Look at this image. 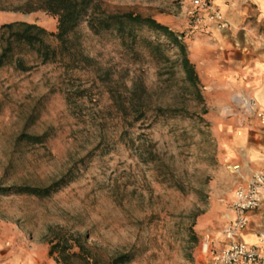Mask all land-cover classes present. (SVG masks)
Listing matches in <instances>:
<instances>
[{
  "label": "rangeland",
  "instance_id": "1",
  "mask_svg": "<svg viewBox=\"0 0 264 264\" xmlns=\"http://www.w3.org/2000/svg\"><path fill=\"white\" fill-rule=\"evenodd\" d=\"M27 1L0 0V25L26 22L55 32L51 15L24 12ZM97 1L107 12L153 18L181 37L187 51L191 38L209 31L191 0ZM139 33L155 37L148 30ZM77 34L90 59L78 68L43 65L26 53L30 71L0 69V186L44 187L101 139L102 148L111 150L78 165L76 178L50 197L0 195V238L34 243L48 255L49 229L60 227L86 236L104 260L128 255L125 264H209L203 239L220 241L231 218L238 184L232 141L251 126L250 119L240 128L232 98L226 103L209 99L202 83L199 103L183 88L181 73L165 74L167 69L145 50L134 59L114 35H95L85 22ZM176 53L175 48L166 52L171 60ZM135 82L144 85L151 107L183 108L191 118L149 115L128 128L112 97H126ZM83 89L85 96L78 98L75 91ZM226 107L237 115L224 114ZM124 130L131 139L126 143L118 138ZM45 133L43 144L22 138Z\"/></svg>",
  "mask_w": 264,
  "mask_h": 264
},
{
  "label": "trees",
  "instance_id": "2",
  "mask_svg": "<svg viewBox=\"0 0 264 264\" xmlns=\"http://www.w3.org/2000/svg\"><path fill=\"white\" fill-rule=\"evenodd\" d=\"M42 11L56 19L55 32H48L43 27L26 23L11 22L0 25V69L13 66L20 72H28L32 66L27 65L24 54L33 56L41 64L61 63L67 69L78 68L80 64L90 62L81 48L77 29L83 22L95 35L110 33L120 42L121 46L134 59L141 56L140 50L161 63V69L166 68L165 74L175 76L181 73L184 89L193 93L194 98L202 103L201 82L198 73L188 57L186 46L182 38L167 26L151 17H144L132 11L107 12L97 0H28L24 4V12ZM148 30L154 34V39L140 35L141 30ZM163 38L164 41H160ZM169 48L177 50L176 59L171 60L166 54ZM160 71V70H159ZM159 74H163L160 71ZM84 89L75 91L78 98L84 97ZM115 110L120 119L127 122L128 128L138 122L148 119H176L191 118L185 109L172 107H151L146 96V89L142 83H134L126 97H112ZM205 110L203 111V114ZM199 122L205 121L200 117ZM128 132L122 131L119 140L125 143ZM23 139L31 144H43L47 134L40 136L23 135ZM103 139L84 157L76 161L62 176L44 187L39 186H0V195H25L37 198H47L70 184L77 173V166H85L97 154L104 155L111 149L107 145L102 148ZM99 152V153H98ZM149 160L154 155L149 153ZM152 156V157H151ZM48 257L56 264H125L130 256L121 255L115 259L104 260L99 250L88 244L86 236L74 234L60 227L49 229L47 237Z\"/></svg>",
  "mask_w": 264,
  "mask_h": 264
},
{
  "label": "crops",
  "instance_id": "3",
  "mask_svg": "<svg viewBox=\"0 0 264 264\" xmlns=\"http://www.w3.org/2000/svg\"><path fill=\"white\" fill-rule=\"evenodd\" d=\"M227 27L207 23L209 31L189 41L188 57L209 97L226 103L248 96L264 112V0H214ZM230 91L232 96L230 97ZM233 137V171L243 184L254 171L264 173V128L254 119ZM234 170V168H233ZM237 184V185H238ZM233 197V194H232ZM231 197V200H232ZM262 210L249 213V224L240 239L252 244L261 227ZM232 217V214H231ZM223 238L214 244L223 246ZM0 264H53L45 249L34 243L15 244L0 238Z\"/></svg>",
  "mask_w": 264,
  "mask_h": 264
},
{
  "label": "built area",
  "instance_id": "4",
  "mask_svg": "<svg viewBox=\"0 0 264 264\" xmlns=\"http://www.w3.org/2000/svg\"><path fill=\"white\" fill-rule=\"evenodd\" d=\"M191 5L197 9L202 20L214 23L224 29L227 23L222 13L217 9L214 0H191ZM236 112L240 116L239 127L244 128L246 120H256L264 128V112L257 108L255 100L248 96H237ZM237 115V114H234ZM238 166L234 167L236 170ZM262 210L261 227L256 236V243H246L240 239V234L249 224V213ZM232 217L222 231L223 246L216 247L214 240L205 236L202 252L209 264H264V173L254 171L248 181L238 184L233 192L230 203Z\"/></svg>",
  "mask_w": 264,
  "mask_h": 264
},
{
  "label": "bare ground",
  "instance_id": "5",
  "mask_svg": "<svg viewBox=\"0 0 264 264\" xmlns=\"http://www.w3.org/2000/svg\"><path fill=\"white\" fill-rule=\"evenodd\" d=\"M232 101H233L234 103H236V96L233 97ZM223 112H224V114H227V116H228V115H229V116H234L231 107H226V108L223 110ZM256 241H257V239H256L254 242H252V243H256Z\"/></svg>",
  "mask_w": 264,
  "mask_h": 264
}]
</instances>
